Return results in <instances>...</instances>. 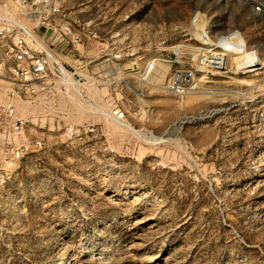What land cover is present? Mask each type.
Listing matches in <instances>:
<instances>
[{
    "label": "rangeland",
    "instance_id": "rangeland-1",
    "mask_svg": "<svg viewBox=\"0 0 264 264\" xmlns=\"http://www.w3.org/2000/svg\"><path fill=\"white\" fill-rule=\"evenodd\" d=\"M81 8L84 18L133 13L116 27L129 36L124 51H136L135 69L124 63L118 87L96 85L104 100L120 101L124 121L159 142L90 108L70 116L61 97L92 100L90 80L35 97V112L20 115L29 120L26 136L45 145L2 165L11 176L0 177V264H264V0ZM234 30L220 40L232 51L226 72L200 69L198 91L169 92L176 69L202 67V48ZM70 123L102 129H62Z\"/></svg>",
    "mask_w": 264,
    "mask_h": 264
},
{
    "label": "built area",
    "instance_id": "built-area-1",
    "mask_svg": "<svg viewBox=\"0 0 264 264\" xmlns=\"http://www.w3.org/2000/svg\"><path fill=\"white\" fill-rule=\"evenodd\" d=\"M91 3L101 5L103 0H0V91H7L6 99L0 101V148L5 154L0 161L1 178L11 176L10 170L3 167L4 161L10 165L19 162L45 145L41 136H26L29 120L16 112L17 96L30 100L52 96L59 88L88 80L118 87L126 83L129 68L125 64L130 62L131 70L135 69L129 57L136 51H124L121 46L129 36L116 27V23L126 21L133 13L115 15V11L108 10L97 17L84 18L81 16L84 8L75 9ZM235 31L221 36L217 45L202 48V67L176 69L168 80L169 92L183 97L198 91L200 69L210 74L226 72L227 56L232 51L220 40H227ZM153 61L148 60L142 70L149 72ZM75 66L87 69V75L75 72ZM258 66L242 68L243 73L256 72L260 69ZM106 99L107 107L93 103L95 115L123 122L126 110L120 101L110 94ZM98 125L70 123L62 129H86L87 133H95V129H102ZM128 127L143 141L159 142L156 136L137 130L143 128Z\"/></svg>",
    "mask_w": 264,
    "mask_h": 264
},
{
    "label": "bare ground",
    "instance_id": "bare-ground-1",
    "mask_svg": "<svg viewBox=\"0 0 264 264\" xmlns=\"http://www.w3.org/2000/svg\"><path fill=\"white\" fill-rule=\"evenodd\" d=\"M74 70H75V72H77L78 74H80V75H84V76H86L87 75V73H86V69H84L83 67H78V68H76V67H74ZM88 85L90 86V92L92 93V100H90V99H80V98H78L77 96H75L74 94H69V93H66L67 94V96L65 95L64 97L62 96L61 97V100H60V103L59 102H57L56 103V101H52L53 100V98H52V100H51V102L53 103V104H55L54 106L56 107L57 106V104L59 103L60 104V106L61 107H64V108H69V109H67L68 111H69V114H70V116H73V117H75V116H79V117H82L83 115V117H85V115L86 114H88V113H86V110L88 109V108H90V109H93V110H95V108L92 106L93 105V103L94 104H97V105H100V106H103V107H107L108 106V104L105 102V100H104V95H103V93H105L106 91H104L103 89H100L97 85H96V83H93L92 82V80H90L89 82H88ZM59 94V93H58ZM62 94V93H61ZM58 96V95H57ZM60 96V95H59ZM6 97H7V91H6V89L5 90H3V91H0V101H4L5 99H6ZM21 97V96H20ZM42 97V96H41ZM40 97V98H41ZM50 97V96H49ZM55 97V96H54ZM51 98V97H50ZM49 98V99H50ZM38 99V98H37ZM55 99V98H54ZM36 100V99H35ZM40 100H42V99H40ZM44 100H46V99H44ZM56 100V99H55ZM15 101H16V103H15ZM48 102H50V101H48ZM108 102V101H107ZM14 103H15V106H16V112L18 113V115H20V114H33L34 112H35V110H36V108H37V106H36V104L34 103V101L33 100H24V99H20V98H17L16 100L14 99ZM40 103V102H39ZM43 103V102H42ZM51 107V106H50ZM41 108V107H40ZM44 108V107H43ZM52 108V107H51ZM57 108H59V106L57 107ZM42 109V108H41ZM40 109V110H41ZM45 109V108H44ZM44 109H42V111L44 110ZM55 109V108H54ZM53 109V110H54ZM62 109V108H61ZM63 110V109H62ZM48 112H49V110H48ZM92 112V111H91ZM91 112H89V113H91ZM95 112V111H94ZM40 113V112H39ZM38 113V114H39ZM68 114V115H69ZM101 115V114H100ZM22 116V115H21ZM87 116V115H86ZM26 117V116H25ZM69 117V116H68ZM35 119V118H34ZM73 121H75V120H73ZM73 121H70V122H73ZM79 120H77L76 122H78ZM118 123V125H120V127H125V128H128L129 129V127L128 126H130V124L128 123V122H126V121H123V122H117ZM116 125V124H115ZM114 129V128H113ZM134 131V130H133ZM1 150V154L3 155V156H5V154H4V151L2 150V148H0Z\"/></svg>",
    "mask_w": 264,
    "mask_h": 264
}]
</instances>
